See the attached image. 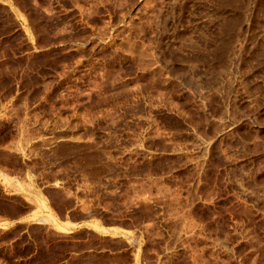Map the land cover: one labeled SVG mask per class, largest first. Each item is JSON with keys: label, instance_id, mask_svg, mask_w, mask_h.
<instances>
[{"label": "rangeland", "instance_id": "374dc122", "mask_svg": "<svg viewBox=\"0 0 264 264\" xmlns=\"http://www.w3.org/2000/svg\"><path fill=\"white\" fill-rule=\"evenodd\" d=\"M11 4L0 212L62 180L133 231L0 224V264H264V0Z\"/></svg>", "mask_w": 264, "mask_h": 264}, {"label": "crops", "instance_id": "0c3cea01", "mask_svg": "<svg viewBox=\"0 0 264 264\" xmlns=\"http://www.w3.org/2000/svg\"><path fill=\"white\" fill-rule=\"evenodd\" d=\"M11 2L12 0H0V3L8 4L13 9L14 6H12ZM8 174L23 180V177L20 175H15L13 173ZM58 181L60 182L59 185H55L54 182L40 186L37 185L36 188L38 189L36 191H40V194L37 195L40 203H32L23 197L24 202L30 204L29 208L16 211V213L12 215L0 212V224H48L56 231L66 235H73L84 230L94 235L97 233L102 236L122 237L123 234L121 229L133 231L132 225L128 223L102 221L96 216V210L93 207L78 200L75 195H73L75 191L69 190L68 187L64 185V181ZM5 194L8 195L11 193L6 191L4 192V195ZM59 199L70 201V203H68L64 209H59L57 206ZM96 225L99 227L102 226L103 230H101V227L97 229ZM84 251L96 253V243L84 249Z\"/></svg>", "mask_w": 264, "mask_h": 264}]
</instances>
